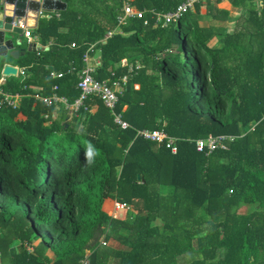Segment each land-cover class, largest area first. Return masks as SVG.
<instances>
[{
	"label": "trees",
	"instance_id": "1",
	"mask_svg": "<svg viewBox=\"0 0 264 264\" xmlns=\"http://www.w3.org/2000/svg\"><path fill=\"white\" fill-rule=\"evenodd\" d=\"M60 1L66 9L44 13L35 31L49 50L28 53L31 75L3 87L27 96L0 108L1 263L78 264L89 255V264H106L113 254L114 264H264V0H233L245 12L219 36L222 12L202 27L199 4L167 27L155 24L151 11L184 0H131L146 12L123 24L120 0ZM87 52L100 55L94 79L127 75L114 113L128 128L96 95L68 126L63 105L29 97L57 87L73 103ZM142 130L174 142L145 140ZM222 135L231 137L225 150H196L197 140ZM109 200L134 218L111 219ZM241 204L254 209L240 213Z\"/></svg>",
	"mask_w": 264,
	"mask_h": 264
},
{
	"label": "built area",
	"instance_id": "2",
	"mask_svg": "<svg viewBox=\"0 0 264 264\" xmlns=\"http://www.w3.org/2000/svg\"><path fill=\"white\" fill-rule=\"evenodd\" d=\"M122 3V16L118 18L121 24L125 23L127 19H143L146 11H141L136 9L131 4V0H120ZM227 1V0H226ZM229 1V0H228ZM203 0H184L181 2L177 8L171 12L164 14H155L151 11V15L155 19V24H160L163 27H166L169 24L177 22L184 14L191 11L196 5L201 4ZM147 22L144 21V24ZM21 27H23L20 24ZM30 32L28 30L23 32V36L25 38H30ZM111 35V34H108ZM83 62L85 63V67L79 74L77 89L79 91V96L77 99L69 104L67 99L63 96H60L57 93V87H54L53 93L50 96H40L37 93L31 94L32 98L41 103L46 108H50L54 105L60 104L63 105L65 109L76 112L80 108L83 107L85 100L89 98V96L96 95L99 100L103 103V105L112 113L114 123L120 127L121 129L128 128V124L123 121L121 114L114 113L116 108V104L119 100V97L122 95L123 87L127 82V76H122L120 80H114L112 83H108V81H98L94 79L93 74L95 72L94 67L89 65V57L87 53L83 57ZM139 66L135 68L130 67L128 72H132L134 69L137 70ZM50 77L52 78H60L62 74L60 73H50ZM22 94L17 93L14 95H8L4 93L1 89V81H0V108L7 107L11 109H15L18 107V101L21 98ZM47 118V116H44ZM137 136L149 140L152 142L158 143H166V146L169 148L172 146L174 140L168 138L166 134L162 131H149L142 130L137 132ZM167 141V142H166ZM231 141L230 136H209L207 138L199 139L196 141V150L198 152H205L206 155H209L213 151L220 149H226V143ZM172 152H175V149L172 148ZM128 209V206L125 204L114 200L112 202V208L108 215L111 219L115 220L118 218L119 213L121 211H125ZM102 246L106 245L105 240L103 239L101 242ZM78 264H89V255L84 257Z\"/></svg>",
	"mask_w": 264,
	"mask_h": 264
},
{
	"label": "crops",
	"instance_id": "3",
	"mask_svg": "<svg viewBox=\"0 0 264 264\" xmlns=\"http://www.w3.org/2000/svg\"><path fill=\"white\" fill-rule=\"evenodd\" d=\"M232 3H233V0H229V1L228 0L227 1L226 0H219L218 2H216V0H203V2L201 4H199L200 5V10H199V14H198L199 15V18H198L199 25L202 26V27L208 26V24L211 23V18H208L207 15L211 14L214 11H220L222 13H220V20L221 21L218 22V26H219L218 29H220V32H219L218 36L220 34L224 33V32L225 33H231L234 30V28H235V24H236L237 19L240 16H242L244 14V12H245V9L243 7H241V6L236 7ZM257 3H258V5L260 7H262V1L261 0L260 1L258 0ZM201 9L203 10V12H202ZM120 11L122 13V3H121ZM142 11H144V10H142ZM57 12H61V11H55V12H52L50 14L57 13ZM191 12L192 13L195 12L194 8L191 10ZM43 14L44 13L41 14L40 18H42ZM40 18H39V20H40ZM39 20L37 22L36 29L38 28ZM161 27L164 28L163 26H161ZM36 29H31V28H25L24 27V31L28 30L31 34H30V38L29 39L25 38L24 36H22L21 37V41L19 40L22 43L21 46H19V49H22L23 55L22 56L20 55L17 59L8 57V58H6L4 60L3 64H9V65L15 67L17 69V73H16L15 76H10V77H6V76H3V75H0L1 89H2L3 92H4L3 87H4V85H5V83H6V81L8 79L14 78V79H17V80H19L21 82V81H23L24 79L28 78L31 75L30 67L26 68V66H24V62H25L24 58L27 56L28 53L33 52V53L39 54V52H41V51L47 52L49 50L50 46L52 45L51 43L43 45L39 41L38 36L35 33ZM216 41H217L216 38L210 40L209 45L210 46H214ZM17 49H18V47H17ZM87 55L89 57V65L94 67V69H95V72L93 74V76H94V75H96L97 68L100 66V55L98 53H96L94 55H90L88 52H87ZM82 62H83V58H82ZM136 66H139V68L137 70H139L141 68L140 64H136L135 67ZM0 67H2V65H0ZM84 67H85V63H84ZM130 67H134V66H130ZM54 73H56V72H54ZM112 76H113V74H112ZM125 76H127V75H125ZM135 88L137 89L138 87L135 86ZM32 91L37 92V91H39V88L33 87ZM4 93H6L8 95L17 94V93H12V94L11 93H7L6 91ZM57 93H58V90H57ZM24 96H27V95H23L22 94L21 98L18 101V106H19L21 100L24 98ZM60 96H62V95H60ZM29 97H31V95ZM64 98H66V97H64ZM95 109H96V107H93V109H91V110L94 111ZM66 111H67V116H66V118L64 120V123H65L66 126H68V123L70 122V119L72 118L74 113L69 111V110H66ZM57 115H58V112L57 113L56 112L52 113V117L54 119L57 118ZM18 118L20 120H24L25 119L21 115H19ZM48 123L49 122H47L46 125ZM112 202H113L112 200H109L107 205H106V206L110 205V210H108V213H110V211H111ZM243 205H245V204H241L240 206L243 207ZM119 217H121V218L123 217V218L127 219L130 222L134 218V212L128 206V209L126 211H121L119 213L118 218ZM157 225H158V221H157ZM126 233H127V231H124V234H126ZM117 246H118L117 243H112L111 241L108 242V244H107V247L112 248V250L117 248ZM115 260H116L115 259V255L111 254V255L108 256L106 264H114Z\"/></svg>",
	"mask_w": 264,
	"mask_h": 264
},
{
	"label": "water",
	"instance_id": "4",
	"mask_svg": "<svg viewBox=\"0 0 264 264\" xmlns=\"http://www.w3.org/2000/svg\"><path fill=\"white\" fill-rule=\"evenodd\" d=\"M65 8L66 4L60 0H0V75H16L17 69L3 62L8 57L17 59L23 55L19 46L24 27L36 29L42 13L63 11Z\"/></svg>",
	"mask_w": 264,
	"mask_h": 264
},
{
	"label": "clouds",
	"instance_id": "5",
	"mask_svg": "<svg viewBox=\"0 0 264 264\" xmlns=\"http://www.w3.org/2000/svg\"><path fill=\"white\" fill-rule=\"evenodd\" d=\"M96 155V150L93 148L91 144L87 146V151L85 153L86 160L89 164L93 162V157Z\"/></svg>",
	"mask_w": 264,
	"mask_h": 264
},
{
	"label": "rangeland",
	"instance_id": "6",
	"mask_svg": "<svg viewBox=\"0 0 264 264\" xmlns=\"http://www.w3.org/2000/svg\"><path fill=\"white\" fill-rule=\"evenodd\" d=\"M202 10V9H201ZM202 12H203V10H202ZM207 17L208 18H211V16L210 15H207ZM219 17V16H218ZM217 17V18H218ZM210 20V19H209ZM208 20V21H209ZM219 21H221V20H219ZM218 28H219V26H217ZM106 209H108V210H110V205H108L107 206V208ZM254 209V207H251V206H248V205H243V207H238V210H239V212L240 213H249L251 210H253ZM36 244V243H35ZM1 259V258H0ZM2 264V263H1ZM5 264V263H4Z\"/></svg>",
	"mask_w": 264,
	"mask_h": 264
}]
</instances>
